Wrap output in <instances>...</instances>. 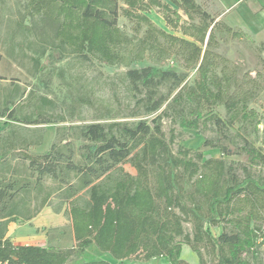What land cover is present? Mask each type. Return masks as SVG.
<instances>
[{
	"label": "trees",
	"instance_id": "16d2710c",
	"mask_svg": "<svg viewBox=\"0 0 264 264\" xmlns=\"http://www.w3.org/2000/svg\"><path fill=\"white\" fill-rule=\"evenodd\" d=\"M27 10L40 19L52 44L129 66L134 57L123 48L132 38L118 24L122 16L135 24L136 32L144 30L143 51L158 61L175 54L186 69H196V75L189 84L185 72L154 64L129 67L125 76L136 106L161 113L133 125H83L77 131V147L70 140H56L41 154L22 150L30 174L0 179V220L8 224L17 216H36L43 205L22 215V203L15 198L32 191L38 198L49 178L58 184L66 204L75 245L64 249L19 244L1 234L0 264H113L84 258L92 245L120 261L156 258L166 264H191L182 257L184 243L199 264H261L255 259L264 244V152L244 137L236 142L228 129L237 122L259 129L261 116L249 103L262 84L250 74L238 77L230 60L216 50L217 33L239 39L249 34L213 17L197 0H28ZM151 11L159 13L171 31L158 26L148 15ZM143 51L135 59H143ZM219 104L226 119L214 112ZM8 116L16 118L14 109ZM164 116L190 129L213 122L221 140L206 139L204 144L217 147L223 156L205 158L182 145L174 150L175 135L171 131L167 137ZM235 153L244 155L240 175L226 159ZM125 163L136 173L126 171ZM84 189L89 201L81 204L76 198ZM185 222L191 223V233L185 232ZM219 226L222 231L215 234L213 228Z\"/></svg>",
	"mask_w": 264,
	"mask_h": 264
},
{
	"label": "rangeland",
	"instance_id": "374dc122",
	"mask_svg": "<svg viewBox=\"0 0 264 264\" xmlns=\"http://www.w3.org/2000/svg\"><path fill=\"white\" fill-rule=\"evenodd\" d=\"M217 19L220 16V0H197ZM222 2V0H221ZM235 0H223L228 8ZM28 0H0V179L9 180L19 176H29V161L20 155L22 150L28 153H44L56 140L73 142L76 147L81 143L77 131L91 122L120 121L133 125L140 119H150L156 113H147L136 106L137 97L129 87L125 71L129 68H140L148 64L158 65L165 69L187 73L186 81L193 82L196 69H186L181 58L175 54L156 60L149 52L143 51L141 40L144 30L136 32L135 24L124 17H119V26L132 38L123 48L131 52L134 59L129 66L122 63L109 64L92 56H83L51 43L48 30L42 26L39 18H32L27 10ZM227 4V5H226ZM253 2L236 9H229L225 21L237 28L242 26L254 33L264 28V14L252 11ZM223 6V4H221ZM230 8V7H229ZM149 17L160 27L171 31L164 18L156 11L149 12ZM259 36V35H258ZM216 50L230 60V66L238 77L250 74L257 77L262 88L256 98L249 103L261 116L258 130L237 122L228 129L236 142L242 137L248 139L264 152V50L259 39L252 35L233 38L226 33H217ZM263 42V41H262ZM264 44V42H263ZM143 59H135L139 51ZM142 54V52H141ZM164 89H167L165 87ZM14 109L16 118L11 119L8 111ZM214 112L223 119L227 114L223 104L216 105ZM44 119H47L46 121ZM163 129L168 138L174 132V150L179 146L200 151L205 158L223 156L220 150L205 145L206 139L218 138L213 122L201 125L199 129L182 128L179 121L172 116H164ZM227 162L237 174H241L244 155L235 153L226 156ZM126 171L136 173L130 163L123 165ZM54 193L48 197L49 191ZM36 191L28 192L15 198L21 202L22 215L32 213L34 208L43 205L40 212L30 220L18 217L8 224L0 220V235L10 237L15 243L51 245L64 249L75 245L71 220L66 212L58 184L51 179L45 181V188L36 198ZM78 203L89 201V193L84 189L76 198ZM11 203V202H10ZM24 203V204H23ZM45 203V204H44ZM26 206V207H23ZM28 207V211L26 209ZM39 217L37 226L34 219ZM185 232L191 233L192 225L184 223ZM215 234L222 227H214ZM178 240L183 241L179 236ZM97 246L89 247L83 257L100 259L106 257ZM182 257L191 264H199L197 254L187 244H183ZM112 259V258H110ZM255 261L264 264V244L257 250ZM113 264H166L164 259L150 261L112 259Z\"/></svg>",
	"mask_w": 264,
	"mask_h": 264
},
{
	"label": "crops",
	"instance_id": "0c3cea01",
	"mask_svg": "<svg viewBox=\"0 0 264 264\" xmlns=\"http://www.w3.org/2000/svg\"><path fill=\"white\" fill-rule=\"evenodd\" d=\"M251 1L254 3L252 11H255V13H263L264 14V0H235V2H233L230 6H228V8L225 7L223 0H222V2L220 0V4L218 3L219 8L221 9L220 16L223 17L225 20V16L227 15V12L229 11V9H232V8L236 9L238 7L243 6L244 4L248 6ZM221 4H223V6H221ZM237 27L241 28L244 32L252 35L254 38L259 39L260 42H262V41L264 42V28L263 27H260L259 29L255 30L254 33L249 32V30H246L242 26H237ZM34 222H36V225L38 226L42 221H41V219L39 220V217H36L34 219ZM21 244H31V243H21ZM110 258L114 259L109 253H107L106 257H104V259H107V260L112 262V259H110Z\"/></svg>",
	"mask_w": 264,
	"mask_h": 264
}]
</instances>
